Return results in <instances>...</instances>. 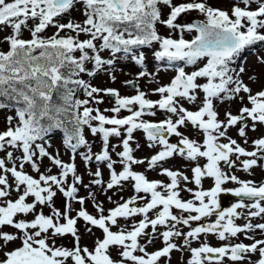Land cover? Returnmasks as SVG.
<instances>
[{
    "label": "snow or ice",
    "instance_id": "6c2138e0",
    "mask_svg": "<svg viewBox=\"0 0 264 264\" xmlns=\"http://www.w3.org/2000/svg\"><path fill=\"white\" fill-rule=\"evenodd\" d=\"M162 6L169 9L166 19H162ZM73 10L80 11L83 20L69 18L66 23L61 22ZM190 11L199 12L204 19L186 24L177 22L181 14ZM158 23L172 31L179 30L180 38L161 36L156 27ZM0 26L11 28V33L3 38L8 50H0V110H15V115L5 117L6 128L0 131V153L4 154L0 157V252L3 253L0 264H67L69 260L72 264H125V261L159 264L161 258H170L173 250L184 248L191 253L188 264H223L226 257L234 264H243L246 260L253 264L250 254L257 252L259 259L255 264H264V239L248 235L257 231L264 234V222L252 223V218L264 217V182L240 180L222 167L235 168L237 162L244 171L264 167V136L252 140L253 150L248 151L228 134L229 129L237 128L238 136L247 144L249 128L256 131L257 124L264 125V90L253 94L241 78L245 68L232 67L244 50L264 43V0H234L229 10L212 7L207 0L179 4L173 0H0ZM49 27L56 31L45 37L43 33ZM23 28L28 29L30 39L22 38ZM185 31L197 34L189 40L183 37ZM81 35L87 38L81 39ZM154 42L159 44V50L154 52L157 60L167 58L169 62L183 61L186 65L206 62L191 72L178 68L169 84L154 89L160 95L156 101L147 99L145 92L138 89L136 95L121 96L116 89L95 87L81 77V74L94 77L103 66H111L121 51L128 53L133 47L150 46ZM105 50L113 58L104 59L101 53ZM132 58L143 66L142 52ZM258 61L264 64V56H258ZM89 62L93 64L91 70L86 66ZM149 75L146 70L141 71L138 78ZM200 78L205 82H198ZM125 83L134 85L135 82ZM79 90L84 92L85 99L77 97ZM241 93L247 94L251 107H240L238 114L225 110L224 118L220 119L216 102L224 104L239 99L243 103L245 97ZM102 94L114 98L115 105L105 109L114 115L107 116L98 107L90 106L103 103ZM181 101L193 104L195 110L184 107ZM136 105L138 109L133 110ZM154 108L171 115L158 122L142 119L146 110ZM122 109H127L130 115L120 117ZM189 124L203 134L202 143L180 131ZM85 128L93 136L101 137L99 152L92 151ZM54 129L64 132L62 143L70 152L68 162L61 159L58 149L49 151L51 144L47 137ZM122 129L126 136L121 145H110V138L121 137ZM136 130L146 134L149 147L162 146V150L147 159V165L149 169L160 166L161 174L170 179L169 183L149 180L144 173L133 170V165L145 163L133 155L130 142ZM173 135L179 138L176 143H170L167 138ZM82 146L87 150L78 151ZM117 147L122 150L117 152ZM17 152L19 156L15 155ZM113 152L118 160L112 158ZM77 155L85 165L93 162L98 165L94 172L89 171L92 179L88 184L78 174ZM174 156L188 161L204 158L206 163L192 167L190 178L182 171L162 167L163 162ZM45 158L52 167L41 171ZM117 163L122 166L119 172L114 167ZM26 164L35 176L24 170ZM100 165L110 171L107 190L132 181L137 193L109 209L107 215L102 204L95 202V193L91 190L92 186L105 183ZM52 168L58 169V173L52 174ZM204 178L213 179L210 189L202 188ZM182 181L183 189L180 188ZM229 181L239 187L224 188ZM188 183L195 184L197 189L188 188ZM80 186L88 191L87 197L79 194ZM12 191L17 194L15 199L10 198ZM181 191L189 192L192 198L182 199ZM224 192L238 198L227 209H221L219 201ZM58 193L64 198L62 208L55 205ZM88 198L93 200L98 216L84 207ZM245 198L252 202L246 204ZM138 199L146 202L143 206L130 207ZM73 202L81 206L75 216ZM45 206L49 209L47 215L43 211ZM173 208L181 214H173ZM238 209H247V222L243 225L235 223L236 218L245 215ZM152 211L154 217L149 216ZM135 215H142L143 219L134 223L131 230L126 227L116 232L111 230L112 225H117L118 217ZM213 215L216 217L213 222L191 227L190 222H201L202 218ZM29 216L32 218L28 219ZM80 219L85 222L87 232H91L89 225L103 231V239H97L92 250L80 247L77 228ZM178 225L189 226V231H182ZM158 226H164L165 230L158 233ZM6 227L15 231H5ZM149 227L151 234L146 231ZM209 233L216 234L220 240L243 233L253 242L221 247L202 243L191 247L193 240ZM69 234L75 241L73 248L56 245V238ZM142 236L148 237V243L159 236L164 246L149 253L138 242ZM177 238H182V245L175 242ZM15 241L19 245L9 248ZM110 246L122 249L121 260L110 257ZM137 250L143 255H135Z\"/></svg>",
    "mask_w": 264,
    "mask_h": 264
},
{
    "label": "rangeland",
    "instance_id": "374dc122",
    "mask_svg": "<svg viewBox=\"0 0 264 264\" xmlns=\"http://www.w3.org/2000/svg\"><path fill=\"white\" fill-rule=\"evenodd\" d=\"M183 2H188V0H173L174 4H179ZM207 3L216 8H220L222 10H229L234 3V0H207ZM243 6V5H241ZM169 12V9L166 6H162V19L167 18V14ZM69 18L75 19V20H83V16L81 15L80 11L78 10H73L71 12V16H64L61 18V22L66 23ZM193 18H199V19H204L203 15L200 14L197 11H190L188 13L181 14V16L178 18L177 22L180 24H186L188 23L189 20ZM32 21H29V26L32 25ZM157 31L161 36L167 37L171 36L174 39H179L181 33L179 30L177 31H172L169 28H167L163 24H157ZM56 31L54 27H49L43 35L45 37L53 35V33ZM11 33V28L10 27H4L0 26V50L7 51L8 50V44L4 42L3 38ZM197 33L195 31L192 32H183V37L185 39H192ZM61 35H65V33H61ZM22 38L24 39H30V33L27 28L22 29ZM81 39H85L84 35H81ZM159 50V44L154 42L150 46H139V47H133L131 52L125 53L121 51L120 53H117L115 58H114V63L109 66L105 65L103 66V70L99 71L94 77H88L85 74H81V77L87 81H89L93 86L101 88V89H107V88H113L118 90L121 96H133L137 94V89L139 91H143L146 94V98L156 101L160 99V95L158 93L154 92V89L163 85H167L171 82V80L174 78V76L177 74V69L180 67H183L186 72H191L196 70L198 67H202L203 64L206 62V60H201L198 61L196 65H186L183 61H175V62H169L167 58H164L162 60H157L154 56V52ZM143 53L145 56V61L143 66L140 64H137L136 61L132 58L133 55H139L140 53ZM76 55H79V53H76ZM102 57L104 59H110L113 58L112 54L110 53L109 50H105L101 53ZM258 56H264V43L262 44H257L256 46L249 47L246 50H244L240 56L236 58V60L233 62L232 67L237 68L238 66L242 65L245 68V72L241 75V78L243 81L252 89L253 94H255L257 91L264 90V64L259 63L258 61ZM89 70L93 68L92 63H88L86 65ZM147 71L150 75L147 77H139L138 78V73L141 71ZM115 77L113 80L112 77ZM249 77H255L254 80H250ZM134 81L135 83V88L134 89H129L127 86H125L126 81ZM198 82L203 83L205 82L203 78H200ZM103 95V94H102ZM202 96V93L200 94ZM243 95L244 101L243 103L240 102L239 99L230 102V103H224L220 104L218 101L216 102L217 105V111L219 112V118L223 119L224 118V112L225 110L231 111L233 114H238V110L242 106H249L248 100H247V94L241 93ZM77 97L80 99H85L84 92L82 90H79L77 92ZM183 103L184 107L188 108L189 110H195V106L193 104H189L187 101H181ZM115 105V100L113 97L108 96V95H103V103L101 104H91V107H98L101 112H103L107 116H112L114 113L110 111H105V109H110ZM138 109V105L133 106V110ZM155 115H150V114H145L142 119L155 122L160 119H166L168 116H170V113H167L164 110H161L159 108H154ZM95 114V113H93ZM7 115H15V110L14 109H4L0 110V131L5 130L6 124H5V117ZM130 115L129 111L127 109H122L121 112L119 113L120 117ZM175 118V117H173ZM249 125L251 124V121L248 122ZM187 130L184 135L188 136L190 139H194V136H199L203 138V134L194 129L190 124L187 126ZM60 133V132H59ZM233 139L238 136L237 134V128H231L229 129L228 133ZM61 135V136H60ZM58 135V131L52 132L48 137L47 140L50 142L51 147L49 148V151L55 152L57 149L60 152V157L62 160L65 162L70 161V152L65 149L63 146V137L60 133ZM248 137H256L259 138L261 136H264V125L257 124L256 131H252L251 128H249L247 132ZM85 136L86 139L89 141V145L92 148V151L99 152L102 148V139L98 135L93 136L91 132L85 128ZM126 136V133L123 132L122 129V136L121 137H111L110 138V145H121L122 138ZM223 142V140H222ZM131 147L133 148V155L136 159H142L145 160V163L143 164H136L137 168L135 169L134 166L133 170L137 172H142L144 173L145 170H148V165H147V159H150V157L153 155L154 150L156 148H162V146L156 144L153 145L152 147H149L150 142L147 140L146 134L142 130H136L133 133V140L130 142ZM139 145V147H137ZM87 149L85 147H81L78 151H86ZM122 147H117L116 151H121ZM136 151H139L138 153H135ZM146 151V157L145 158H139L138 156ZM16 156H19L20 153L17 152L15 153ZM4 154L0 153V157H3ZM112 158L114 160H118L119 158L116 156L115 152L112 153ZM173 158V157H172ZM170 158V159H172ZM178 157H176L173 161H169L168 168H173L176 163H177ZM75 163L77 165L78 169V174L81 175L84 178V183L88 184L90 183L92 177L89 175V171H95L97 168V164L95 162L85 165L83 160L80 158L79 155H77ZM9 166H11V162H9ZM52 167L50 161H48L46 158L43 160L42 166H41V171H46L47 168ZM101 171L103 173L102 179L105 182L103 186H92L91 190L95 193V202L102 204L104 208V215L108 214V210L116 207L119 203H123L124 201L128 200L134 195H137L135 193L134 189L131 190L132 186V181H126L122 182L121 186H115L111 190L106 189V183L110 179V171L103 165H100ZM116 171L119 172L122 170V166L117 163L115 166ZM25 171H27L29 174L36 175L35 172L32 171L30 165H25ZM58 169L52 168V174H57ZM263 179H264V173H263ZM152 180V179H150ZM11 182V178H10ZM180 188H182L180 186ZM207 190V189H205ZM133 192V193H132ZM81 196L87 197L88 196V191L83 187L80 186V193ZM16 193L12 191L10 193V198L15 199L16 198ZM140 196H144V193H140ZM111 197V200L108 198ZM63 197L58 193L57 197L55 199V205L58 208H62L63 204ZM183 199V198H182ZM145 200H140L138 199L135 204L140 205L142 202ZM134 206V205H130ZM80 205L76 202H73V212L72 215L75 216L76 211L80 209ZM86 210L94 215L98 216L99 213L97 212L96 207L94 206V202L91 198H88L86 200V203L84 205ZM174 210V208L172 209ZM44 213L47 215L49 214V209L48 207L43 208ZM176 215H180V210L175 211ZM139 215H135L130 218V222L127 223L126 220H129V218H124V221H121V217L117 218V225H112L111 230L116 232L119 231L121 227H126L129 229L136 220H138ZM32 217L29 216L28 219H31ZM246 220V217H245ZM247 221V220H246ZM191 227H196L195 223L190 222ZM91 227V232H87L85 229V222L80 219L77 221V228H78V234L80 236V247H88L90 250L94 249L95 247V241L97 239H103V231L99 229L98 227L95 226H90ZM178 227L181 230H189V226H184V225H178ZM164 231L165 227L164 226H158L157 231ZM5 231L13 232L15 231L11 227H6ZM159 233V232H158ZM182 238H177L175 240L176 243L182 245L183 240L180 243L179 241ZM201 239L204 242H201L198 244L196 240H193L191 242V247L194 245L196 246H201L202 243H206V237L203 236ZM148 237L147 236H142L138 238L139 244L143 245L146 249L147 252L151 253L152 248H161L164 246L163 240L161 237L156 236V238L152 239L151 243H148ZM19 241H15L12 244H10L8 247L9 248H14L19 245ZM75 244L74 238L69 234L64 237H59L56 238V245L57 246H63L67 248H73ZM8 249H4V251H7ZM122 249L116 247V246H110L108 250V254L114 261H119L122 259V257L119 255L120 251ZM135 255H143L139 250H137ZM3 253L0 252V258H2ZM191 257V253L187 248H184L182 251H172L170 254V258L165 257L161 258L159 264H187L188 260ZM253 262V260H252ZM67 264H72V261L69 260ZM125 264H132L131 261H125ZM227 264V262L223 263ZM234 264V263H232ZM235 264H240V262H235ZM243 264H248L245 261Z\"/></svg>",
    "mask_w": 264,
    "mask_h": 264
},
{
    "label": "flooded vegetation",
    "instance_id": "af4514ba",
    "mask_svg": "<svg viewBox=\"0 0 264 264\" xmlns=\"http://www.w3.org/2000/svg\"><path fill=\"white\" fill-rule=\"evenodd\" d=\"M187 129H188L187 127H182L180 129V131L185 134ZM167 138L169 139L170 143H176L179 139L178 137H176L174 135L167 137ZM234 139H236L237 142L240 143L241 146L245 147L248 151H252L253 147H254L252 145V140L256 139V137H248V143L247 144H245L243 139L239 136L235 137ZM194 140H196L199 143H202L203 138H201L199 136H194ZM223 142H227V141L223 140ZM160 150H162V148H156L154 150L153 155L156 154ZM138 152L139 151H136L135 153H138ZM138 157L139 158H141V157L145 158L146 157V151L141 153ZM176 157H178L177 163L173 168H170V169L182 171L185 175H188L190 178L192 176V173H191L192 167H195L197 163H199L201 166H203L206 163V159H204V158H200L198 161H188V160H185L184 158H182L180 156H174L172 159L169 158L167 161L163 162L162 167L168 168L169 161H171V160L173 161ZM244 158L245 157H241V159H244ZM233 159H235V157H233ZM133 166L135 169L137 168L136 165H133ZM222 167L224 168V171H226L230 174L236 175L240 180H243V181L251 180V181L256 182V184H260V183L264 182V179L262 176L264 173V167H254L250 171H244V170H242L239 162H237V167H235V168L228 169V168L224 167L223 165H222ZM144 174L149 180L150 179L159 180L165 184L170 182V179L167 176L161 174L160 166H158L154 169L145 170ZM213 184H214V181L212 178H204L202 180V188L203 189H210L213 186ZM180 186L182 187L181 189H183L185 187V183L182 181ZM186 186L188 188L197 189V186L193 183H188ZM223 187L226 189H234L236 187H239V185L235 182L229 181V182H226L223 185ZM131 188H133V186ZM158 190H161V189H158ZM180 195H181V198H183L184 200L192 198L191 194L187 191H181ZM237 200H238V198L235 197L231 192L222 193L219 197L221 209H227V208L231 207L232 204L237 202ZM244 202L246 204H248V203H251L252 201L245 198ZM262 204H264V202H262ZM134 206H139V205L135 204ZM172 211H173V214H175V211H179V210L174 208V210H172ZM238 211L244 212L245 215L236 218L235 223L237 225H243L244 223L247 222L245 220L247 209H238ZM183 214L185 216L188 215L187 213H183ZM154 215H155L154 211L149 213L150 217H154ZM140 219H143L142 215H139L138 220H140ZM215 219H216V217H215V215H213V216L208 217V218H202L201 222H193V223H195V226H198L199 223H203L206 221H214ZM261 222H264V217L252 218V223H254V224L255 223H261ZM146 231L149 234H151V232H152L151 227H149ZM182 231L187 232L189 230H182ZM157 232H160V231L158 230ZM248 235H254L255 239H264V234H261L258 231L256 233H249ZM203 236L206 237V243L212 247H220V246H224L225 244H236V243H240V242H243L245 244H250L253 242L252 240L247 239L246 235L243 233L238 234L237 237H230L229 239H226V240H220L216 234L209 233V234H201L199 239H196V242H198V244L201 242H204L201 239V237H203ZM179 242L181 243L182 239ZM193 247H199V246L194 245ZM174 251H176V250H174ZM250 259H251V261L253 260V264H254L255 259H259V253L257 252L255 254H250ZM225 262H227V264L234 263V262L230 261L229 259H227V257L224 259L223 263H225ZM245 262L248 263L247 260Z\"/></svg>",
    "mask_w": 264,
    "mask_h": 264
},
{
    "label": "water",
    "instance_id": "95a60500",
    "mask_svg": "<svg viewBox=\"0 0 264 264\" xmlns=\"http://www.w3.org/2000/svg\"><path fill=\"white\" fill-rule=\"evenodd\" d=\"M197 21H201L200 19H193V20H190L189 23H192V22H197ZM127 86H130L131 88H133V85H127ZM149 110H146V112H148Z\"/></svg>",
    "mask_w": 264,
    "mask_h": 264
},
{
    "label": "trees",
    "instance_id": "16d2710c",
    "mask_svg": "<svg viewBox=\"0 0 264 264\" xmlns=\"http://www.w3.org/2000/svg\"><path fill=\"white\" fill-rule=\"evenodd\" d=\"M55 130V129H54ZM59 130H61V132L64 134V132H63V130L62 129H59Z\"/></svg>",
    "mask_w": 264,
    "mask_h": 264
}]
</instances>
